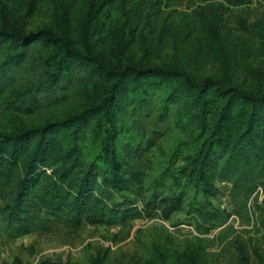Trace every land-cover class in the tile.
<instances>
[{
	"label": "rangeland",
	"instance_id": "1",
	"mask_svg": "<svg viewBox=\"0 0 264 264\" xmlns=\"http://www.w3.org/2000/svg\"><path fill=\"white\" fill-rule=\"evenodd\" d=\"M31 30L45 27L65 34L71 43L102 57L114 68L150 64L175 68L197 81L210 76L224 86L247 91L264 88V0L234 5L228 0H0V25ZM122 88L114 106L124 153L144 147L154 130H165L145 151V186L149 198L166 199L154 215L129 224H83L78 229L55 226L9 238L0 229V264H264V225L257 205L264 186L249 198L252 221L235 212L232 181H205L194 158L216 122L207 116L179 112L166 95L173 85L153 93L147 79ZM108 83L82 87L81 97L64 104L20 113L0 101V133L41 125L93 105L107 93ZM150 99L160 100L153 114L169 103L168 122L136 127V111ZM160 98H157V97ZM210 108L215 103L210 100ZM187 111V109L185 110ZM201 120V121H200ZM231 137L237 126L231 124ZM210 188L212 192H210ZM211 202V204H209ZM207 204L212 222H200L193 208ZM143 207V202H139ZM254 220L258 224H254Z\"/></svg>",
	"mask_w": 264,
	"mask_h": 264
},
{
	"label": "trees",
	"instance_id": "2",
	"mask_svg": "<svg viewBox=\"0 0 264 264\" xmlns=\"http://www.w3.org/2000/svg\"><path fill=\"white\" fill-rule=\"evenodd\" d=\"M228 2L241 5L247 0ZM143 78L162 100V86L173 85L165 98L187 116L205 118L216 109L211 137L199 148L194 165L206 182L232 181L230 201L235 212L252 221L249 198L259 185L264 186V88L224 86L210 76L197 81L184 71L157 64L114 68L102 57L75 47L63 33L3 24L0 101L6 107L28 114L81 97L85 84L108 83L106 95L93 105L41 125L0 133V229L9 238L55 226L75 230L85 223L126 225L144 211L154 215L163 206L166 199L147 195L144 157L165 130L155 129L144 147H132L127 153L118 144L114 110L118 94L130 81L133 87H142ZM142 98L136 127L168 122L169 103L164 102L161 113L154 115L161 101L153 104ZM210 100L214 108L208 107ZM231 124L237 126L234 137ZM206 206L197 205L193 212L200 222L210 223L214 217L204 211ZM256 210L261 212L259 224L264 225V202Z\"/></svg>",
	"mask_w": 264,
	"mask_h": 264
},
{
	"label": "built area",
	"instance_id": "3",
	"mask_svg": "<svg viewBox=\"0 0 264 264\" xmlns=\"http://www.w3.org/2000/svg\"><path fill=\"white\" fill-rule=\"evenodd\" d=\"M23 264H26V263H23Z\"/></svg>",
	"mask_w": 264,
	"mask_h": 264
}]
</instances>
